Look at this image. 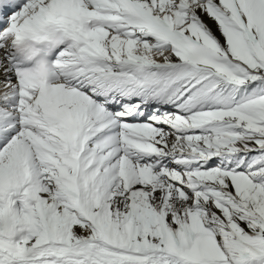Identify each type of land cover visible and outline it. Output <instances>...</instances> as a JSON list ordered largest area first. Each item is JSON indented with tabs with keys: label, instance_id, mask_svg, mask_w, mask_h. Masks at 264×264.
Listing matches in <instances>:
<instances>
[{
	"label": "snow or ice",
	"instance_id": "6c2138e0",
	"mask_svg": "<svg viewBox=\"0 0 264 264\" xmlns=\"http://www.w3.org/2000/svg\"><path fill=\"white\" fill-rule=\"evenodd\" d=\"M0 264H264V0H0Z\"/></svg>",
	"mask_w": 264,
	"mask_h": 264
},
{
	"label": "bare ground",
	"instance_id": "6f19581e",
	"mask_svg": "<svg viewBox=\"0 0 264 264\" xmlns=\"http://www.w3.org/2000/svg\"><path fill=\"white\" fill-rule=\"evenodd\" d=\"M206 21L213 27V29H215V25L211 20H207V18H205Z\"/></svg>",
	"mask_w": 264,
	"mask_h": 264
}]
</instances>
